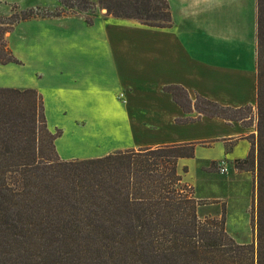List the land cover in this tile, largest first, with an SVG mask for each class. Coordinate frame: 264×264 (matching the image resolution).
<instances>
[{"label":"trees","instance_id":"trees-1","mask_svg":"<svg viewBox=\"0 0 264 264\" xmlns=\"http://www.w3.org/2000/svg\"><path fill=\"white\" fill-rule=\"evenodd\" d=\"M59 2L57 11L14 7L0 15V64L19 63L5 33L32 17L91 15L97 7L148 26L172 23L168 0ZM256 22V134L247 155L234 160L236 168L254 172L250 243L227 232L224 209L218 219L199 218L200 201L177 166L194 157L196 142L62 159L55 147L61 131L48 128L42 95L0 87V264H264V0H257ZM165 89L185 112L194 107L227 122L244 123L252 109L199 95L192 103L183 87Z\"/></svg>","mask_w":264,"mask_h":264},{"label":"crops","instance_id":"crops-1","mask_svg":"<svg viewBox=\"0 0 264 264\" xmlns=\"http://www.w3.org/2000/svg\"><path fill=\"white\" fill-rule=\"evenodd\" d=\"M7 1L0 3L2 16L11 12ZM168 3L172 17L168 27L114 17L106 14L105 9L91 15L75 13L21 20L6 36L19 63L0 64V87L36 89L42 95L45 117L51 109L61 114L88 113L84 109L89 106L105 105L102 99L106 92L114 101L112 94L118 88L117 97L123 102L118 109L132 116V144L127 148L196 142L197 155L198 148L204 147L201 143H210L206 146L219 144L222 156L228 160L244 157L250 148L245 138L247 126L241 121L200 115L194 107L185 112L165 88L183 87L192 103L199 95L233 108L255 107L257 0ZM40 5L47 3L38 1L27 7ZM58 5L59 0H53L49 7ZM18 6L22 8L24 4ZM87 17H91V23L86 21ZM15 69L19 80H23L21 84L8 77ZM104 76L111 78L113 84L106 86ZM26 77L32 81L26 83ZM89 96L97 101L85 99ZM136 115L150 119L137 120ZM186 117L194 119L176 121ZM84 123L85 120L80 121ZM211 123L210 131L198 132L193 128ZM146 131L161 134L148 135ZM61 134L55 139L56 151ZM232 140L236 142L226 149ZM111 151L105 150L96 157ZM73 158L76 157L68 159ZM186 159L190 158H180L178 163Z\"/></svg>","mask_w":264,"mask_h":264},{"label":"rangeland","instance_id":"rangeland-1","mask_svg":"<svg viewBox=\"0 0 264 264\" xmlns=\"http://www.w3.org/2000/svg\"><path fill=\"white\" fill-rule=\"evenodd\" d=\"M38 1H40L41 4L47 3L48 6H39L46 10L57 11L60 7V5H58L57 7L50 8L49 4H53V0H8L7 2L12 12L14 7H16L17 10H23L29 8L27 5L36 4ZM1 2L2 0H0V3ZM19 3L24 4V7L20 8L18 6ZM97 10L98 8L96 7L94 13L97 12ZM87 12L91 11L88 10ZM9 32L10 31L6 32L5 36H7ZM84 43L85 41L82 42V44ZM19 75L20 74H18L15 69L8 77H10L11 81L18 80L20 83L17 84H21L23 80H19ZM8 77H4V79L7 80ZM102 79L106 86L113 84V81L108 76H104ZM25 81L26 83H30L32 81L31 77H26ZM115 91L114 93L116 94H112V96L114 95V101H112V98L108 95V92H106L104 99H102L105 105L103 107L89 106V108L84 109L88 111V113L61 114L56 113L53 109L48 111L46 117L48 127L52 129L58 126V128L62 130V134L57 140V151L60 156H62V159H68L74 156L76 158L96 157L105 150H112L111 152L119 149L124 150L128 149L127 146L132 144L131 119H129L130 117L132 118V116H127L121 111L122 109H118V106H122L123 102L117 97L118 88H116ZM66 98L68 99L70 97ZM78 99L81 100L80 97ZM85 99L97 101V98L94 96H89ZM247 115V120L242 124L248 127L247 130H245L247 134L245 138L250 141L252 139V134H256L255 107H253ZM136 117L137 120H144V118L150 119V117L146 115H136L135 118ZM81 120H85L83 125L80 124ZM178 120L179 119L176 121ZM214 124L218 127V124ZM193 128L198 132H204L205 130L210 131V129L213 130V124L196 125ZM146 134L154 135L161 134V132L155 131L152 133L146 131ZM236 140L230 141L226 149L233 145ZM201 145L204 147L198 148L197 155L195 154L193 158L186 159L185 162H180L178 163L179 166L177 165L182 182L191 186L193 195L200 201L198 205V216L200 219L211 217L218 219L221 216L222 209H224L225 228L227 232L237 242L250 243L253 239L252 226L255 210L254 172L252 170L249 171L236 168L235 159L228 160L222 156V149L219 144L210 147L206 146L210 145V143H201ZM226 155L232 154L226 153ZM206 158L216 161L206 162L204 160ZM221 163L227 168L225 172L220 171ZM183 167H186L187 171L184 172L182 170Z\"/></svg>","mask_w":264,"mask_h":264},{"label":"built area","instance_id":"built-area-1","mask_svg":"<svg viewBox=\"0 0 264 264\" xmlns=\"http://www.w3.org/2000/svg\"><path fill=\"white\" fill-rule=\"evenodd\" d=\"M226 170H227L226 166L223 163H221L220 164V171L225 172Z\"/></svg>","mask_w":264,"mask_h":264}]
</instances>
